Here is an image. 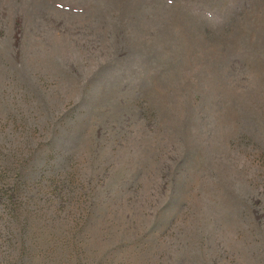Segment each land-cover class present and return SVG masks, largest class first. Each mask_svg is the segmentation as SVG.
Returning <instances> with one entry per match:
<instances>
[{
  "label": "rangeland",
  "instance_id": "obj_1",
  "mask_svg": "<svg viewBox=\"0 0 264 264\" xmlns=\"http://www.w3.org/2000/svg\"><path fill=\"white\" fill-rule=\"evenodd\" d=\"M0 264H264V0H0Z\"/></svg>",
  "mask_w": 264,
  "mask_h": 264
}]
</instances>
